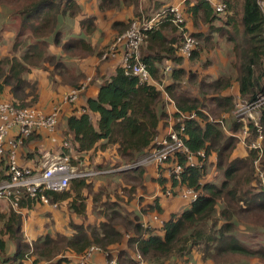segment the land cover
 Instances as JSON below:
<instances>
[{"label": "trees", "instance_id": "16d2710c", "mask_svg": "<svg viewBox=\"0 0 264 264\" xmlns=\"http://www.w3.org/2000/svg\"><path fill=\"white\" fill-rule=\"evenodd\" d=\"M169 1L148 0L149 6L145 11L159 13L170 7L167 4ZM9 3L14 5L9 7L13 19H17L18 30L10 55L0 59V102L8 89L16 107H32L37 95L36 85L25 79L30 71L28 65L40 67L49 64L55 69L62 66L59 58L48 53L49 41L61 46L62 52L71 57L92 55L94 49L85 37L96 30L95 19L90 17L79 21L84 37L70 38L62 43L60 20L63 17L75 19L80 14L75 0H10ZM130 3L134 6L133 17L143 19L142 12L138 10L139 0H99L98 9L118 10ZM185 6V30L198 41L199 49L200 44L207 45L214 35H218L234 42L232 48L238 56L235 76H220L211 82L199 78L195 95L186 89L184 83L196 81L197 74L183 68L172 69L171 83L164 88L179 111L196 112L195 120L185 122V145L194 155L203 151L204 158H199L197 166L184 167L180 185L201 190L202 195L195 202L186 204V209L171 214L161 226L152 229L143 227L136 214L132 215L122 208L120 199L119 202L106 199V191L105 194L100 190L93 193L92 184L87 182L86 177L74 179L65 191L48 192L46 195L52 203L57 204L70 199L68 209L84 220L86 206L83 192L89 195L93 193V203L101 211L100 223L88 226L71 223V236L58 235L57 239L45 236L30 245L22 235L21 214L12 210L0 212V264H25L31 258H34L32 264H39L52 260L61 251L80 255L93 245L105 249L122 242L125 244V241L126 250L120 251L117 256L119 264H137L133 260L136 253L146 264H169L172 257H185L188 264L186 255L192 253H195L196 261L200 264H240L243 260H257L258 264H264V225L255 222L256 218L264 220V188L253 166L256 152L246 148L245 156H233L238 149L237 138L226 135L222 118V123L210 122L208 115L219 119L220 114L232 111L234 98L229 89L234 84L237 93L247 102L264 96V14L257 0H227L223 14L215 13L204 0H188ZM167 19L169 16L155 29L144 33L145 47H140L141 59L156 82H161L163 78L160 71L162 65L181 66L184 60L178 53L183 41L182 33ZM132 20L127 23L114 22L112 29L119 36L129 28ZM187 22L191 23L192 28L202 25L206 30L189 32ZM23 39H32L33 43L27 44ZM24 47L25 51L18 58L16 52ZM101 54L99 52L97 55ZM198 55L199 51H196L188 60L194 61ZM259 116L264 133V104L259 108ZM165 117L161 92L147 83L139 84L137 78L126 76L122 68L117 67L109 80L98 87L96 96L86 101L80 114L72 110L65 120V129L66 135L73 137L71 142L76 155L114 148L117 156L133 163L152 150ZM244 126L248 128V140L253 139L255 129L249 123L230 120L227 131L235 135ZM38 132L34 131L31 136ZM214 155L218 160L216 168L223 172L219 184L205 182L204 179L210 165L209 159ZM4 161L5 158L1 162L0 181L5 179ZM178 163L184 165V157H180ZM97 167L101 169V166ZM162 171L165 172L160 170V173ZM144 173V169L139 167L120 171L117 175L123 182L136 180L140 185ZM163 173L154 181L160 185L164 195L166 184L171 183L174 187L177 183L170 181ZM131 190L133 194L134 188ZM19 205L21 209L33 207L28 200H20ZM148 208L158 215L163 214L158 201ZM249 219L255 223L251 236L239 229L242 224L240 220ZM126 234H130L128 239L125 238ZM4 237L12 241L15 247L13 254L6 257L3 256L6 250ZM258 237L263 239L255 244L247 243L249 239L256 240ZM63 263L69 264V261L61 258L55 262Z\"/></svg>", "mask_w": 264, "mask_h": 264}, {"label": "built area", "instance_id": "2783aa9c", "mask_svg": "<svg viewBox=\"0 0 264 264\" xmlns=\"http://www.w3.org/2000/svg\"><path fill=\"white\" fill-rule=\"evenodd\" d=\"M204 1L209 3L217 14H223L227 7V0ZM257 3L264 14V0H257ZM167 16H169L167 21L171 22L182 33L183 41L178 53L183 59L188 60L194 52L199 51V43L186 32L184 26L185 15L180 5L170 6L147 20L133 19L129 28L117 36L102 52L101 59L106 60L119 53L121 55L120 67L126 76L137 78L139 84L147 83L156 87L163 94L164 99L173 104L172 99L165 92L163 84L156 83L151 78L147 65L142 61L140 54V47L144 43V33L155 29ZM172 69L173 67L166 66L164 73L168 74L172 72ZM83 89L84 86H80L71 90L63 96V103L74 104ZM263 104L264 96H260L250 103L238 93L234 95V119L237 122L252 124L255 129L254 138L248 140L249 133L246 126L235 135L228 131L227 133L237 138L239 145L256 152L253 166L260 184L264 188V133L259 116V108ZM59 118V108H54L46 114L36 107L19 108L9 100L0 102V161L5 158V170L3 172L5 179L0 181V202L7 203L15 213L20 214L22 210L19 205L20 200H28L32 206L40 205L52 209L57 208L58 204L52 203L46 193L63 192L68 189L72 180L94 175V173H84L72 167L70 165V155H62L53 162H43L39 168L33 170L22 167L17 163V150L23 145L24 140L31 136L34 131L54 132L59 124ZM196 118V112L185 113L179 111L176 107L170 120V126L162 136L155 137L152 150L130 166V168H139L153 165L155 168H159L158 178H160V170H165L163 175L170 181L173 182L174 180L177 183L174 187L171 186V183L165 186V197H178L185 204L195 202L202 195L201 190L180 185L184 167L197 166L199 158H204L203 151L194 155L185 145V122ZM209 121L212 122L211 118H209ZM11 133H13V136H10ZM62 148L69 149V142H63ZM180 157H184V165L178 163ZM157 219L158 216L154 215V221H157ZM143 227L147 228V226ZM95 253L104 254L105 264H119L116 258H108V253H104L100 247L94 245L80 255L81 264L89 260ZM133 260L137 264H146L138 253L134 254Z\"/></svg>", "mask_w": 264, "mask_h": 264}, {"label": "crops", "instance_id": "0c3cea01", "mask_svg": "<svg viewBox=\"0 0 264 264\" xmlns=\"http://www.w3.org/2000/svg\"><path fill=\"white\" fill-rule=\"evenodd\" d=\"M75 1L80 7L79 16H77L75 19L63 17L60 20L59 29L62 34V43L68 41L70 38L84 37L80 30L79 21L82 20L83 18L91 17L95 19L94 24L96 26V30L93 32L91 36L85 37V39L94 49V53L92 55L85 57H79V56L71 57L62 52L61 46H55L51 41H49L48 53L50 55L55 56L56 58H59V62L62 66L57 69H55L53 65L49 66V64H42L40 67H29L30 71L26 74L25 79L29 83L36 85L37 98L33 106H35L37 109L41 110L46 114L50 113L54 108L60 109L59 124L54 132H47L45 130H40L38 133L32 135L30 138L24 141L23 145L19 147L17 150V163L22 167L30 168L32 170L39 168V166L43 162H48V163L53 162L56 159L60 158L62 155H70V158L72 157L73 159H76L77 156L83 155L82 158L84 160V158L86 159L89 155H91L95 151L92 150L88 154L76 155L73 149V144L71 142L73 137L71 135H66L65 120L68 116L71 115L73 109L76 110V114H80V111L82 110V107L85 106L86 101L90 98H94L96 96L98 87L101 84H103L104 81L109 80V78L114 74L115 69L117 67H120L121 55L119 53L115 54L114 57L107 58L106 60H102L101 56H98L97 54L100 52L102 47L114 41V39L117 37L116 35L117 33L112 29V24L114 22L127 23L132 18V16H135L133 6H130L132 16L129 17L123 15L122 12H119L122 10L111 9V10L100 11L98 9L99 0H75ZM187 1L188 0H170L167 4L169 6H176V5L182 6L183 13L185 15V7H186L185 4ZM148 6H149V2H148ZM150 7L152 8V5H150ZM145 9H143L145 13L142 14L145 16H141L144 17L143 20L150 19L152 16L155 15L153 14L152 11L146 12ZM115 11L119 13L117 14ZM112 13L113 14L116 13V15L114 16V18L108 21L109 31L105 34L106 40L104 39V41L101 42V44L99 45V48L101 49H99V51L97 52L95 50L96 40L97 37H100L101 35L100 31L97 29V25L101 24V20L105 16L106 17L112 16ZM185 19H186V15H185ZM67 21H72L74 23L75 28H77L78 34L76 37H73L72 35L69 36V33L66 34L63 31V29L67 27ZM186 27H187V31L189 32L193 31L190 22H187ZM8 35L9 32H0V59L2 57H6L10 55L9 50L5 47V45L10 43V41H12L11 40L12 37L14 39L15 32H12L11 38H7ZM68 59L77 61L78 63L74 67L73 66L71 67L68 65L69 63ZM166 66L173 67V70L177 68H183L189 71V68H187L188 60L186 59L183 60V64L181 66H172L169 63H167V65L165 66L162 65L160 68L162 77L168 76V81L165 82L162 78L161 82H156V83L163 84L164 88L165 86L171 83L170 76L172 73V72L168 74L164 73V68ZM80 86H84V89L81 91L77 101L73 105L63 103V96L69 93L71 90L79 88ZM231 90L232 88L229 89L230 93L232 92ZM236 94H237V90L232 95L234 96ZM161 95L163 94L161 93ZM3 96L6 97L5 99H9V101L12 102V98L8 93V89H6ZM162 101L164 104V112L166 117L163 121L162 127H160L159 129V134L157 136H162L166 132V130L170 126V120L176 108V105L173 100H172L173 104H171L170 102H167L162 96ZM10 136H13V133H11ZM65 141L69 142V149L62 148V143ZM238 149L240 148L238 147ZM243 151L244 152L242 156H245L246 151L245 150ZM211 159H213V156L209 159L210 165L213 163ZM2 161L3 160L0 161V168L2 166L1 165ZM4 166H5V161H4ZM213 167H215L214 164L211 168ZM74 168L80 171H87L90 173H94V175L86 177V179L88 180L87 182H89V180L93 178H97L102 175H105V172H101V171L99 172V170L95 171L92 169L89 171V170H82L77 167ZM130 169H137V168H130ZM142 169H144L145 172L143 176L142 186L144 184L145 190L147 191L149 197L141 194L137 195V198L139 197L144 198L143 204L145 205L144 212L143 210H141V213H139V215L137 216L139 217L140 219L139 221L141 222L142 226H147V228L156 229L158 226H161L164 220H167L171 214H178L184 209H186L185 206L186 204L178 197L168 198L170 200H167V198L165 199V197L161 195L162 189L160 185L156 181H154L157 180L158 177L156 176V172L153 165L144 166L142 167ZM120 171H126V170H120ZM120 171L116 170L115 173H118ZM204 179L205 182H209L208 179L210 178L205 176ZM150 180H153V182H151ZM168 185L169 184H167L166 186ZM97 187L98 186L95 185V183L92 185L93 193H98V191L100 190V186L98 188ZM83 197L86 206V217L84 220L76 216L74 213L70 212V210L68 209L70 199L67 201L60 202L58 204H61L62 208L63 207L65 208L63 210L67 212V214H70L69 217L75 219L74 222L77 225L83 224L84 226H88L89 225L88 223L90 222H86V219L88 218L91 221L93 215L87 214L88 213L87 211L89 210L90 206H92L94 203H93V198L85 191L83 192ZM171 200L173 201L171 202ZM156 201H158L161 209H163V214L161 215H158L155 211H149L148 206L152 205ZM7 207H9L7 203L0 202V212L5 213L4 209ZM39 207L47 209L49 211H53L56 209V208L52 209L49 208L48 206H40V205H34L31 209H22L20 212L22 221L24 219V214H27V212L32 211L33 209H37ZM156 214L160 221L158 219L157 221H154V215ZM23 224L24 223L22 222V233H23ZM27 224L28 223L25 222V227L27 226ZM26 234H28L27 230H26ZM32 235H35V232L34 234L32 233ZM38 238L40 237L34 238L33 242L36 241ZM123 250L126 249L122 248L119 250V252ZM80 255L69 254L64 259H67L69 261V264H81L79 259ZM32 260L33 258L28 259L25 262V264H32ZM105 262H106V258L103 255V253H95L92 255V257L89 260L85 261L83 264H105ZM240 264H258V262L257 260H243Z\"/></svg>", "mask_w": 264, "mask_h": 264}, {"label": "rangeland", "instance_id": "374dc122", "mask_svg": "<svg viewBox=\"0 0 264 264\" xmlns=\"http://www.w3.org/2000/svg\"><path fill=\"white\" fill-rule=\"evenodd\" d=\"M6 4H5V3ZM10 0H0V32H9V35L7 36V38H11V34L12 32L16 33V30H18V26L17 24V19H13L12 16V9H10L9 6H14L11 5ZM139 6H138V10L139 12L145 13L143 11V9L147 8L148 6V2L147 0H139ZM130 6H133V3H130L128 6H123V8L118 9V10H122L119 12H122L123 15L132 16L131 13V8ZM134 9V6H133ZM116 12V11H115ZM119 12H116L117 14ZM112 13V16L110 17H104L101 20V24L97 25V29L100 31L101 35L100 37H97L96 40V45H95V50L98 52L99 49V45L101 44L102 41H104L105 39V34L109 31L108 30V21H110L112 18H114V16L116 15ZM125 13V14H124ZM141 14V15H142ZM145 16V15H142ZM144 18V17H143ZM131 19H136V17H133ZM216 25H218L216 23ZM194 30L198 32V30L204 31L206 30V28L204 26H199L198 28L193 27ZM63 31L67 34L69 33V36L72 35L73 37H76L78 34L77 28H75L74 23L72 21H67V27L65 29H63ZM66 39V38H65ZM12 41H10V43L6 44L5 47L9 50V53H11L12 51V43H13V37L11 39ZM25 40V42H27V44L33 43L32 39H23ZM106 40V39H105ZM113 42V41H112ZM110 42L109 44L105 45L104 47H102V49L100 50V52H103L107 49V47L112 43ZM234 43V42H233ZM233 43L229 42L226 40V37H220L218 35H214L212 42H210L207 45H201L200 44V49H199V55L197 57V59L195 58L194 61L192 60H188V67L190 73L193 72V74H197V80L193 81L192 83H184V85L186 86V89L190 92H192L194 95L196 94V85L198 84V81L200 79H206L207 82H211L215 79H217L220 76H235V69H236V62L238 61V56L237 53L235 51H233ZM141 47H145L144 44H142ZM25 47L24 48H19L18 51L16 52L17 57L19 58V56L22 55V53L25 51ZM141 49V48H140ZM48 51V49H47ZM49 52V51H48ZM141 53V50H140ZM58 61V60H57ZM69 66H75L78 62L74 61V60H70L68 59ZM57 63V62H56ZM80 63V62H79ZM88 63V62H86ZM28 67H33L31 65H28ZM51 78V77H50ZM200 78V79H199ZM49 79V77H48ZM163 80L165 82L168 81V76H164ZM232 88V92H236L237 90V86L234 84L233 86H231ZM230 93L231 95L233 93ZM233 96V95H232ZM6 97L3 96V100L2 101H8L9 99H5ZM234 98V96H233ZM69 105H73V104H69ZM35 107V106H32ZM233 110L230 113H223L220 114V117H218L219 119H217V116H214L212 114H208V111L205 110L207 112V114L210 116L211 120L213 122H217L220 121L221 118L224 117V119H222L223 123V128L224 131L226 133L227 136V126L229 124V121L234 120V116H233ZM204 111V112H205ZM205 112V113H206ZM219 114V113H218ZM217 114V115H218ZM238 144V143H237ZM237 147V146H236ZM238 147L240 149H237V151L235 152V154L233 156H239L241 157L243 154V150H245L246 148L243 146L238 145ZM147 154V153H146ZM145 154V155H146ZM144 155V156H145ZM83 155L77 156L76 159H72V165L74 167H77L79 169L82 170H95L98 171V167L97 166H101V169L99 171L101 172H105V175H102L100 177L97 178H93L91 180H89L90 185L94 184L97 185L98 187L100 186V191L99 192H103L105 194L104 191H106L108 194H106V199L112 200V201H118L119 199L121 200L119 202V205L124 208L126 211H128L130 214L134 215H139V213H141V210H143L144 212V207L145 205L143 204L144 198L139 197L137 198V195H146L147 197H149L147 191L145 190L144 184L142 186V183L139 185V183H136V180H132V183H125L123 181H121V179L118 177L119 175H117L116 170L120 171V170H128L130 169L131 165H134L138 160H140V158L144 157H140L139 159L137 158L136 160H134V162H127L125 159L120 158L119 156L116 155L115 149L111 148V149H107L105 152L99 151L98 149H96L91 155H89L86 159L82 158ZM214 160L211 159V161H214V163H212L211 165H209L208 170H207V177L210 178L208 179L209 182H212L214 184H219V182L222 181L223 179V172H221L220 170H218L215 167L211 168L214 165H216L217 163V159L215 157V155L213 156ZM155 172L156 175L158 177L159 175V168H155ZM84 173H90L87 171H83ZM163 173V171L161 172ZM160 173V175H161ZM151 182H153V180H150ZM134 184V185H133ZM91 185V186H92ZM139 185V186H137ZM167 185V184H166ZM97 187V188H98ZM103 190H102V189ZM124 188H128L125 189ZM134 188V195L132 194V190ZM130 189V191H129ZM141 189V191H140ZM129 192V193H128ZM162 196H164L163 194H161ZM90 196L93 198V194L91 193ZM121 197H124V199H121ZM167 197H165L166 199ZM124 200V201H123ZM167 200H170L167 198ZM173 200H171L172 202ZM186 206V205H185ZM63 209H65L64 207L62 208L61 204H58V207L53 210V211H49L47 209L44 208H37V209H33L32 211L27 212V214H24V219H23V238L24 240L28 243V244H33V239L36 237H40L43 238L45 236H49L51 238L57 239L58 235L59 236H64V237H69L71 236V229H70V224L74 223V218L69 217L70 214H67V212H65ZM5 213H8L11 209L10 207H7L4 209ZM87 214H92V220L90 221L88 218L86 219V222H90L88 224H99V220L101 219V216L99 215V213L101 212L100 210H98V206L96 204H93L92 206H90L89 210L87 211ZM242 222L241 226H240V230L243 233H246L247 236L248 235H252L254 233V230H252L251 228H254L255 223L252 221V219L250 220H240ZM25 222H27V228L25 227ZM256 224H260V225H264V220H259V219H255ZM77 225V224H76ZM26 230L27 233L26 234ZM243 230V231H242ZM35 235H32V233ZM130 234H126L125 238L128 239L130 236ZM128 237V238H127ZM6 242V250L3 256H10L13 254L14 252V243L12 241H10L7 237L3 238ZM261 237H258L256 240H250L247 241V243H257L261 241ZM124 242H122V244H115L112 245L110 247H106L105 249H103V247H100L104 253H108V258H116L118 256V252L120 249L122 248H127L126 247V241L125 244H123ZM99 247V246H97ZM123 252V251H122ZM196 252V251H194ZM69 254L65 253L63 251H61L58 255H56V257H54L52 260L50 261H42L39 264H55V262L58 259L61 258H66ZM104 255V254H103ZM195 253L186 255V258L189 259L187 261L188 264H198L199 261H196V256ZM194 257V258H193ZM34 259V258H33ZM185 257H181V258H176V257H172L169 260V264H186L185 263ZM198 260V259H197ZM33 261V260H32ZM74 263V262H73ZM150 264H156V263H150ZM200 264V263H199Z\"/></svg>", "mask_w": 264, "mask_h": 264}]
</instances>
